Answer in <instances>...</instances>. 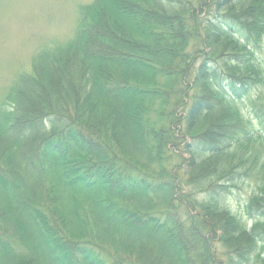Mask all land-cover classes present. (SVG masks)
I'll return each mask as SVG.
<instances>
[{
    "label": "trees",
    "instance_id": "16d2710c",
    "mask_svg": "<svg viewBox=\"0 0 264 264\" xmlns=\"http://www.w3.org/2000/svg\"><path fill=\"white\" fill-rule=\"evenodd\" d=\"M263 40L264 0L81 6L74 36L43 49L0 103V264H264L262 135L236 105L264 84ZM255 116L264 127V105ZM182 129L193 142L184 163L207 191L195 205L176 204L180 184L165 166ZM236 157L242 172L227 163ZM239 176L258 181L250 226L227 206ZM85 190L110 196L90 205L100 236L126 237L111 261L91 246L79 199L66 228L43 209L46 195ZM128 195L143 210L113 199ZM167 199L172 209L150 213Z\"/></svg>",
    "mask_w": 264,
    "mask_h": 264
},
{
    "label": "rangeland",
    "instance_id": "374dc122",
    "mask_svg": "<svg viewBox=\"0 0 264 264\" xmlns=\"http://www.w3.org/2000/svg\"><path fill=\"white\" fill-rule=\"evenodd\" d=\"M93 1L94 0H0V103L5 98L18 76L22 73H29L32 71L34 59L43 49L64 44L74 36L79 24L81 6L90 4ZM256 55L261 65L264 67V40L262 48L256 52ZM196 90L197 88L195 91ZM236 105L243 119L250 122V128L253 131H259L262 135V138L254 142V150H256L257 159L261 162L264 160V127L256 118L255 109L264 105V84L257 85L251 90L249 95L242 100H237ZM154 118L158 120L156 114ZM163 122H167V120H162L161 123ZM207 127L208 125L202 124V126L198 127L196 133L203 132ZM182 132L185 131L182 129L181 133ZM188 143L193 144L192 138L189 136H184L183 138L182 133L176 145L167 152L165 166L168 168L169 172L175 174L176 183L179 182L180 184L178 190L179 197L177 196L179 200L176 197V204H180L181 198L184 197L190 200L189 204L195 205L196 202L202 203V201L204 202V200H206L207 191L205 186L202 188L203 186L200 184V180L194 177L195 173H192L187 162L184 163L191 156L189 153H184ZM239 153V156L245 155V150H240ZM247 154L246 152V156L249 157ZM227 163L238 167V157L234 160H227ZM236 171L242 172V169L238 167ZM193 177L194 180H192ZM47 184L49 183L47 182L46 185ZM236 185L238 186L236 187ZM257 186L258 181L256 177L239 176L238 182L234 183L233 187H230L232 194L227 198V206L232 210V213L241 217L249 226L251 225L250 216L246 214L245 209L254 191L257 190ZM95 191L97 190L79 191V194L65 191L64 193H60V191H57V197L59 199L54 200L53 203L48 201L49 195H46L44 199H42L43 203L46 205L43 209L51 217L52 215L54 216V222L57 226L66 228L65 214L71 210L70 205L73 203L76 204L77 202L78 210L91 230L88 236L89 240H92L91 246L102 253L108 261H111L117 256L116 252L123 249L124 244H126V237L116 235L115 243H112L110 241H105L102 236H100L93 214H91L90 205L95 199H106L110 196H107L102 191ZM75 195H77V199ZM78 199L79 201L74 202V200ZM113 199L115 202H118L119 205H122V207H138L143 210L144 202L134 195H128L123 199L118 197ZM169 209H172V206L169 204V199H167L160 202L150 213L162 214ZM180 212L185 214V206L180 208ZM73 221L79 222L78 218ZM15 242V247L19 251L27 250L24 246L20 245L18 240Z\"/></svg>",
    "mask_w": 264,
    "mask_h": 264
}]
</instances>
